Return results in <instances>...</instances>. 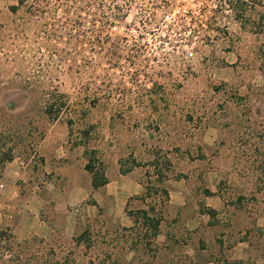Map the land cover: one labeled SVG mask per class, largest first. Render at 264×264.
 <instances>
[{
  "label": "rangeland",
  "instance_id": "rangeland-1",
  "mask_svg": "<svg viewBox=\"0 0 264 264\" xmlns=\"http://www.w3.org/2000/svg\"><path fill=\"white\" fill-rule=\"evenodd\" d=\"M3 9L0 264H264V0ZM153 159L183 200L154 238L128 225Z\"/></svg>",
  "mask_w": 264,
  "mask_h": 264
},
{
  "label": "trees",
  "instance_id": "trees-1",
  "mask_svg": "<svg viewBox=\"0 0 264 264\" xmlns=\"http://www.w3.org/2000/svg\"><path fill=\"white\" fill-rule=\"evenodd\" d=\"M5 143L1 142L0 139V150H4L3 153L0 152V166L2 163H4L5 160H8L12 157V150L11 147H8L6 149L4 148ZM134 165L136 161L134 160ZM120 163V170L122 172H125L121 168L122 161H119ZM165 166L161 169L159 167L158 163L153 159L150 161V165L152 166L153 170L151 173L153 174L151 177L153 178V181H147L146 183H142V192L139 195V197L142 200L149 201L146 203V207L138 208L135 211H130L132 214V225L131 229H142L148 231V234L154 238L159 233V226L162 221V213H161V205L165 204L169 200V193L165 185L163 184L164 180L168 179V167H170V160L166 159ZM85 169L90 172L91 174V186L93 188L99 187L107 183V177L104 174V169L99 166V168H95V165L90 160L87 161L85 164ZM130 169H127L126 171H129ZM209 193V191H206ZM128 203L126 202L125 210H127ZM212 210V209H209ZM5 230L0 227V242L4 240L10 241L12 238L11 233H4ZM82 235V233H81ZM82 236L78 237V239H81ZM6 260V259H5ZM7 264V263H5Z\"/></svg>",
  "mask_w": 264,
  "mask_h": 264
},
{
  "label": "crops",
  "instance_id": "crops-1",
  "mask_svg": "<svg viewBox=\"0 0 264 264\" xmlns=\"http://www.w3.org/2000/svg\"><path fill=\"white\" fill-rule=\"evenodd\" d=\"M14 3V0H0V8H2V14H3V8H5L8 5H11ZM0 22H2V20L0 19ZM105 186L108 185V181L107 183L104 184ZM208 190L209 193L205 195V204L209 207H211L212 209H219L223 206V201L221 200L220 196H219V191L217 190L216 186L213 184L208 185ZM135 189V188H134ZM142 190V187H141ZM140 188L138 187V189L135 190V193L139 192ZM175 193V195H174ZM181 195H182V191L180 190H175L173 187L170 186L169 188V203L171 204L173 202V197L177 198L176 200H178L177 204H182L183 200L181 201ZM126 204V203H125ZM128 225H132V222L128 223ZM240 244H244L243 240L237 241L236 243H234L233 247H237Z\"/></svg>",
  "mask_w": 264,
  "mask_h": 264
}]
</instances>
